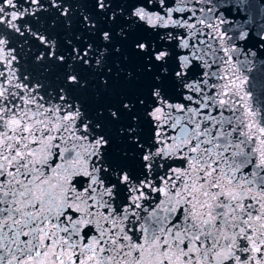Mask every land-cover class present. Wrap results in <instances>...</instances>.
Masks as SVG:
<instances>
[{
	"label": "snow or ice",
	"instance_id": "1",
	"mask_svg": "<svg viewBox=\"0 0 264 264\" xmlns=\"http://www.w3.org/2000/svg\"><path fill=\"white\" fill-rule=\"evenodd\" d=\"M0 264H264V0H0Z\"/></svg>",
	"mask_w": 264,
	"mask_h": 264
},
{
	"label": "water",
	"instance_id": "2",
	"mask_svg": "<svg viewBox=\"0 0 264 264\" xmlns=\"http://www.w3.org/2000/svg\"><path fill=\"white\" fill-rule=\"evenodd\" d=\"M82 6L85 7V8H88L89 10H92V6L90 4H88V3H84ZM59 32H60L61 37H63L64 31L62 29V26L59 29ZM122 79H123V76H121V80ZM93 83H95V81H93ZM104 103H105V97L104 96H101L99 101L95 100L94 98H90L89 99V104L91 106H93V107H103Z\"/></svg>",
	"mask_w": 264,
	"mask_h": 264
}]
</instances>
